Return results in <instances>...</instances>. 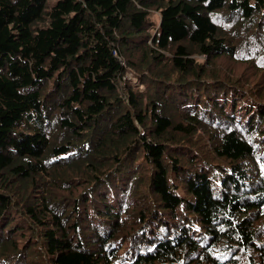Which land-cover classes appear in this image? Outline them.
Masks as SVG:
<instances>
[{"label":"trees","instance_id":"obj_1","mask_svg":"<svg viewBox=\"0 0 264 264\" xmlns=\"http://www.w3.org/2000/svg\"><path fill=\"white\" fill-rule=\"evenodd\" d=\"M0 264H264V0H0Z\"/></svg>","mask_w":264,"mask_h":264},{"label":"rangeland","instance_id":"obj_2","mask_svg":"<svg viewBox=\"0 0 264 264\" xmlns=\"http://www.w3.org/2000/svg\"><path fill=\"white\" fill-rule=\"evenodd\" d=\"M53 2H55V1H53ZM197 57V56H196ZM202 57V56H201ZM202 58H204V57H202ZM236 67L238 68V73L240 72V73H244V72H247V70H248V65H247V63H245V62H238L237 63V65H236ZM128 77H132V75L130 74V73H128ZM134 80H135V78H134ZM144 87V86H143ZM142 87V88H143Z\"/></svg>","mask_w":264,"mask_h":264}]
</instances>
